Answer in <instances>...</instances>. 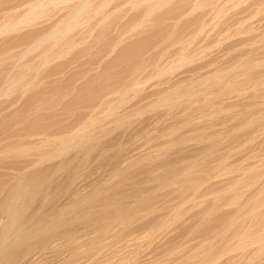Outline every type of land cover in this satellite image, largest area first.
I'll return each mask as SVG.
<instances>
[{
  "label": "rangeland",
  "instance_id": "rangeland-1",
  "mask_svg": "<svg viewBox=\"0 0 264 264\" xmlns=\"http://www.w3.org/2000/svg\"><path fill=\"white\" fill-rule=\"evenodd\" d=\"M45 1H47V2H45ZM51 1L52 2H50V0H49V2H50L49 3L48 0H25V1L24 0H18V1L17 0H14V1L13 0H5V1L0 0V56L2 54V57H3V58L0 57V90H1L0 91V129L3 126V128L0 130V146L2 145L0 148H6L7 145L11 146V147L9 146L8 148H12L13 146H18V144L21 145L23 142L25 144L28 142L29 143L37 142L40 139L32 140L31 138L28 137V139L24 138V140H23L22 137L20 136L22 134L23 130H27L31 127H34L35 125L39 126L41 124V125L51 126L52 128H54L53 131L56 129L58 130V131L57 130L55 131V132H58V133H55V134H57V136H58V134L60 136V134H62V133L64 136H66V135L69 136V135H71L72 132H73L72 134H74V132H76L75 131L76 129L74 130L73 128H75V127L77 129H78V127L81 128L83 126V124L86 122L85 123L86 126L84 125V127L87 128L89 126L87 128L88 130L86 128L83 129V127H82L83 130L86 129L85 131H87V132H84L88 136L87 137L86 134H84V136L86 137L85 140H86V142L88 140L87 143L94 144L92 146H94V148H96V150L90 154V150L92 148L88 150L87 147L90 144H86L85 140L83 141L84 137H81L82 141H83V144H81V146L86 144L85 147L87 149H85L84 146L79 147L80 146V143H79V146L75 147L76 150H72V149H75L73 147L76 145V143L81 141L80 137L74 139V141H72L73 143L70 142V143H72V145L75 144L71 148H70V146L68 147L70 150H72L71 154L65 153L64 155L66 156V158L63 155L64 158L67 159V161H68L67 165H65V166H67V168H69V171L67 169L66 173H64L65 172L64 169H66V168H64L62 170L59 169L61 171V173L64 170L63 174L62 175L60 173L57 174L59 171V170L58 171L56 170L58 168L57 164L60 165V163L59 162L55 163L56 165L55 164L54 165L56 166L55 167L56 169L54 168V165H53V171H52V175H51V179H50V181L51 182L53 181V183L49 182L48 185L49 184L50 185L49 186L47 185L48 188L50 187L49 193L51 192L50 194L52 196H54V199H55L54 204L51 207L45 205V207L47 208L46 209V208H44V206H42V204L40 202L35 203V201H34V203L32 202V204L29 201H27L28 203L25 202V204L23 205V207H25V208L21 209L20 214L21 215L23 214L22 217L25 216L23 218V220H24L23 226L24 225H26V226L15 227L14 231H12L9 234L8 239L6 241H4L3 244L0 243V245H4L2 247L0 246L1 247L0 249H2L0 251L1 252L0 253V264H4L5 259L14 253L15 249L17 248V246H16L17 244H15V243L18 239H23V237H24L25 238L24 240L26 241V239L29 237V235L32 234L31 232L35 231V228H36L35 225L37 222H39V220H41L43 218L42 222L47 227L50 225L51 222L53 223V222L59 220L60 218H64L66 221L69 220L70 221L69 223H71V220L74 218V216L77 217V211H78L79 206H81V203L83 201L82 198L84 199V198H88V197L92 196L94 191H98V188H99V190H102L103 186L106 187V188H103V190L108 191V192L111 191L113 188L114 189L116 188V187H113V188L110 187L109 184H110V181L112 180V178L115 179V175H118V172L121 169V167L123 166V164H125L127 162H128L127 164H129L130 161H131L130 163H133L134 162L133 159L135 157H138L139 156L138 154L146 152L148 149L149 150H155V149H161V147L162 148H167L169 146L171 147V145L173 144V139L177 135L181 134V136L186 135L187 137L192 135L193 131H192L191 127H189L190 130H189V128L185 127V128H183L185 132L182 131L183 129L181 128L182 130H180V132L179 131L176 132L177 135L175 133L176 136H171V134H173V132L170 133L171 132V130H169L171 127L170 124L164 122L161 119H153L152 118L153 114L150 115V113L153 111V107H151L150 105L153 106L155 103H157L158 96H159V98H161L160 94L163 96L164 95L167 96V94H171L172 93L171 91H173L174 87L170 89V88H168V86L167 87L163 86L164 88H162L160 86L162 89L159 87L160 91L158 89L159 92H156V93L154 92L155 90L151 89V90H149L150 93L146 91L149 95L145 92L142 94L143 98H142L141 94L138 95L139 97L138 96L132 97V95H130V92L127 91L129 89L130 85H133L138 81H140V82L141 81L144 82V80L147 81L148 80L147 78L151 77L149 75H151L153 73L152 71H154V67L157 68L156 66L159 64V63H156L158 58H160V59H158V62L160 61V63H161V64H159V67H162L163 65L166 66L167 63L169 64L172 61H173L172 62L173 64L176 62L178 63L179 62V59H178L179 55L177 52H179V54H180L182 52V51H180V47L185 46V44H187L184 48L185 52L183 51L184 53L183 52L182 53L188 55V53L190 52L187 57L191 58V56H192V58H195V57L197 58L198 61L197 60L196 61L198 62V64H197V62L196 63L193 62L192 63L193 66L191 64L186 66L185 67L186 69L184 68L185 70L184 71L182 70L183 75L179 73L180 77L179 76L178 77L180 78V80H176L177 79L176 78L175 80L177 82L175 81V83H176L175 85L173 83L174 81L172 82L173 83L172 85H174V86H176L178 84L177 87H181L182 85L185 87V85L188 86V85L196 84L197 81L201 80V77H202L201 73L203 71L206 72V69H209L208 71L211 70V72H213V73L216 72V70H221L220 71L221 73L223 71L225 72L227 69H230L231 67L234 66L233 63L236 60H241V62H243L245 59H247L246 56L248 57L251 55L250 53L252 52L253 47H255V49H253V53L251 55L253 57L252 60L255 57H256L255 59L257 60V58H258V60L257 61L253 60L252 62H254L256 65L264 59V58L262 59V57L264 55V52H263V49H264V45H263V43H264V0H248V1L247 0H241V1L240 0L239 1L238 0L237 1L236 0H215L216 2L214 0L213 1L212 0H207V1L201 0L202 2H204V4L201 6V8H200V6L198 8L196 6L197 2L200 0H197V1L196 0H189V1L188 0H174L173 2L169 3V5H168V3H166V6L164 4L162 10L164 9V11L166 13H164V11H163L160 14L161 16L158 14L155 17L153 16L149 19L147 17H145L144 11L146 9V4L142 3L141 0H110V1L109 0L108 1L107 0H97V1L95 0L94 8H95V6L98 8L99 6H102V4L104 2H106V3H104V6L107 9H105L104 15H101V17L99 15L96 19L94 18L93 21L90 22L91 24L88 23L90 25H85L86 23L84 24L85 25L84 29L82 27V31H79V32L84 33V35L82 33V37L79 36L80 33H78V32L74 34L76 36V38H78L79 40L78 39L76 40L74 38L75 36L73 35V37H72V35H71V38L73 40L74 39L76 40V41L74 40V42L76 44L78 43V45H79V48H77V50L71 51L72 53L66 52V48L64 47L65 45L64 46L58 45L60 47L59 48L53 42H50V43L45 42L47 44L43 43L41 46H38V48L33 50L31 53L29 52L30 54H27V53L25 54V51L28 50L29 46H30L29 48H31L35 44V42H37L43 36H45L47 33H49L60 22L59 20H62L67 14V9H66L67 6H65V3H70L71 0H62V1L61 0H51ZM57 1L58 2L60 1V3H59L60 6H59ZM64 1H66V2L64 3ZM208 1H209V3H208ZM233 1H234V5H233ZM62 3H63V5H62ZM96 3L98 6L96 5ZM211 3H212V5H211ZM217 3H218V6H217ZM230 3H231V5H230ZM107 4H108V6H107ZM182 4H183V6H182ZM209 4H210V6H209ZM56 5H58V6H56ZM35 6L36 7L37 6L38 7L45 6L46 8L45 7L43 8L44 13H42L43 11H41V12L38 11L39 17H38V19H36V21L33 20L34 23H32V22H31V24L25 23L24 25H22L21 23H17V21L19 22V21H21V19H22L21 22H24L27 20L30 21V19H27V17L31 18L30 15L33 14V12L36 8ZM61 6H63L64 8L62 9ZM203 6H205V8ZM208 6H209V8H208ZM221 6L222 7L224 6L225 8L223 7L224 8L223 9ZM230 6H232L231 9H230ZM168 7H169V9H168ZM194 8H196V9H194ZM45 9H47V10L45 11ZM64 9H66V11H64ZM173 9H176V10L174 12H171ZM178 11H179V13H178ZM222 11L224 12V15H223V13H220ZM230 11L231 12L233 11V12L230 13ZM48 12H49V14L52 13V17H50L51 15L49 16L51 18V19H49L50 21L49 20L47 21ZM112 12L115 14L119 13L118 15L120 17H118V20H116V18H115L116 16ZM167 12H168V14H167ZM227 12H229V13H227ZM162 13H164V14H162ZM226 13H227V15H226ZM45 14H46V16L44 17L45 19H43V16ZM165 14H167V15L163 16ZM188 14H190V15H188ZM24 15H25V17H24ZM207 15H208V17H207ZM222 15H223V17H220ZM214 16L219 17L220 19L215 18ZM107 18H110V19H107ZM183 18H184V20H183ZM223 18L225 19V22H224ZM221 19H223V20L221 21ZM37 20H39V21H37ZM105 20H108V21H105ZM94 21H95V23H94ZM100 21H102L103 24H101ZM217 22H219L218 26L216 25ZM98 23H99V25H96ZM221 24H223V26ZM9 25L17 26L18 31L13 32V34L5 32V30H3V29H5ZM21 25L23 26L24 29H22V27H20ZM215 25H216V28H213V27H215ZM86 26H88V27H86ZM204 26L207 28V30L204 28ZM134 27H136V28H134ZM50 28H51V30H50ZM239 28H240V30H239ZM203 29H205L206 31H203ZM209 29H215V31H213V33L215 32L214 33L215 35L212 32H211V34L208 33V32H210ZM131 31H133V32H131ZM89 32H90V34H89ZM200 32L203 35L206 33V35L202 36L200 34ZM198 33H199V36H198ZM208 34H210V35H208ZM220 34H221V36L224 35L223 36L224 40L222 39ZM171 36H172V38H171ZM195 36L199 39V40H196V42L192 41L196 38ZM200 36H202V39ZM206 36L209 37L210 40ZM212 36H213V38H212ZM219 36L221 38H219ZM24 37H25V39H24ZM176 37L177 38L179 37L180 43L183 41V43H181L182 44L181 46L178 45L180 43H174V41L177 39ZM224 37H226L228 40L230 39L229 42ZM204 39H205L206 43H203ZM218 39L219 40L222 39V40L220 42H218L219 41ZM82 40H83V42H82ZM225 40L227 41V43L225 42ZM189 41H190V43H188ZM222 41H224L225 43L224 42L221 43ZM191 42L192 43L194 42V43L192 44ZM216 42H218V45H220V44H222V45L217 46ZM31 44H33V45L31 46ZM196 44H198V46ZM204 44L207 45V46H205V48H206L205 52L208 49L213 51V52H211L208 50L207 51L208 53L207 52L205 53L207 56H204V57H206L207 59L203 57V55H204L203 50L205 49L203 47ZM176 46H178L177 52L175 50L177 48ZM189 46L190 47L193 46V47L189 48ZM207 47H208V49H207ZM209 47H211V48H209ZM257 47H259V48H257ZM261 47L263 49H261ZM198 48H199V51H198ZM238 48L244 49V50L241 51V50H238ZM123 49H124V51H123ZM185 49H187V50H185ZM235 49L238 50L236 54H235V52H236ZM194 50L196 51V52H194L195 57L193 55V52H191ZM200 50L202 51L201 52L202 54L200 53ZM257 50H262L263 54L261 51L257 52ZM46 51H48V53ZM59 51H62V52L64 51L66 53V56L64 53L62 57L57 58L55 56V54L58 53ZM174 51H175V53H174ZM7 52L8 53L11 52V54L13 53L12 56H9V54ZM53 52H54V55H53ZM186 52H188V53H186ZM238 52H239V54H238ZM259 52H261V53H259ZM22 53H24V55H26V57L24 55H22L24 58L19 56ZM197 53L201 54L202 59L198 58L200 54L198 55ZM231 53H233V54H231ZM256 53H259L258 56ZM3 54L6 56L8 54L7 59H5L6 56H4ZM164 54H166V56L169 55L170 57L169 56L166 57ZM175 54H177V55H175ZM208 54H209V56H208ZM237 54H238V56H236ZM261 54H262V57H261ZM44 55H46L45 56L46 59H49L50 55H52L51 60H49V62L45 63L46 62L45 59H43L44 61L42 60V58H44L43 57ZM15 56H17V57H15ZM175 56L178 58H175ZM11 57H13V58H11ZM172 57L175 58L177 61H175V59H173ZM19 58H21V59H19ZM161 58H163L165 60L167 58L168 60H166V61H168V62H166L165 60H163ZM169 58L171 59L170 61H169ZM243 58H245V59H243ZM3 59H4V61H3ZM26 59H28V60H26ZM153 60H154V62L155 61L156 62L154 63ZM199 60L201 61V63ZM205 60L207 61L206 63L209 64L208 66H207V64H205ZM164 62L166 64H164ZM236 62H238V64L236 63L235 65L240 64V61H236ZM252 62H251V64L253 65L254 63H252ZM68 63H70V64H68ZM172 63L169 65H173ZM151 64H154V65H151ZM155 64H156V66H155ZM143 65L145 66V68L143 67ZM169 65H167V66H169ZM201 65H203V66H201ZM255 65H253V66H255ZM59 66H60V68H59ZM189 66H190L191 71L188 68ZM194 66L196 69L194 68ZM196 66L200 67V68H198L199 70L197 69ZM205 66H206L205 70L200 71V69L202 67H205ZM209 66H211V69ZM137 67H139L140 69H138ZM207 67H209V68H207ZM221 67L225 70H223ZM141 68H143L142 69L143 71L140 72ZM135 69H137V70H135ZM144 69H146V70L144 71ZM148 69L151 72L148 71ZM213 69L215 71H213ZM186 70L188 73L186 72ZM22 71H24V74ZM55 71H57L58 73L57 72L55 73ZM136 71L139 73H137ZM52 72H53V74H52ZM133 72H135V75L137 74L138 77H137V75L135 76ZM142 72L147 73V74H144ZM27 73H32L29 75V76H31L30 79L27 78L28 77ZM199 73H200V75H199ZM139 74L140 75L144 74L146 76V79H144L145 78L144 75L139 76ZM23 75H25V76H23ZM132 75L136 77V78L134 77V79H137V81L132 79L133 78ZM17 76L19 77V79H17L18 81L20 80V77L21 78L23 77L22 78L23 79V86H24L25 82H28L26 84V86H24L25 89L21 85H19V83L22 84L21 83L22 79L20 80V82L17 81L18 84L16 83V78H18ZM25 77H26V79H29L33 83L29 82V80H26ZM139 77H142V78L144 77V78H143V80H142V78L140 80ZM24 79H25V81H24ZM129 80H131L132 82ZM14 81H15V86L13 85ZM178 81L181 84H179ZM193 81H194V83H192ZM29 83H30V85H29ZM126 83H128V84H126ZM31 84H33V85H31ZM18 85L21 86V88ZM28 85L32 86V87H30L31 89L30 88L28 89V87H29ZM126 85H129V87ZM10 86H12V87H10ZM13 86H14V90L12 89ZM26 87H27V89H26ZM124 87L127 89L124 90L123 89ZM168 89H170L171 93L167 92ZM9 90L12 92H9ZM25 90H27V91H25ZM161 90H163L165 92H163ZM6 91H8L9 93H7ZM122 91L125 92V93L123 92L124 95L120 94V93H122ZM145 94H146V96H149L150 98L149 97L147 98L145 96ZM157 94H158V96H157ZM112 96H114V98ZM124 96H126L127 100ZM124 98H125V101H124ZM133 99H134V101H132ZM135 99H137V100H135ZM128 101H130V102L128 103ZM120 102H122V103L125 102V106L127 105L129 108H126L127 106L125 108L124 107L120 108V106H121ZM130 103H131V105H130ZM113 106H117V107H115V109H116L115 112H118V113H115V114H119V115H116V117H119L121 119L120 116H123L124 118L130 116V117L126 118V122L128 121L129 123L130 122L135 123V125H133V129L131 128V129L127 130L126 134H125V131L124 132L119 131L120 128L121 129L123 128L122 125L125 123V119L124 120L122 119V121L118 122V118H116V117L114 118V115L112 116L113 118L111 116L104 118V116H105L104 114L106 112L108 113V111H109L108 109H110ZM120 109H122V110H120ZM138 110L141 113H139ZM122 111H124V112H122ZM125 111H126V114H124ZM148 112H150V113H148ZM147 114H148V117L150 115L151 118L148 119V118L143 117V116L147 117ZM178 114H179V116H178ZM180 116H181L180 113H177L175 115V117L177 118L176 119L177 121H180ZM94 117L97 121L98 127L95 126L96 124L91 125L93 120L95 122ZM101 117H103L104 119ZM139 117H142L143 119L145 118L144 122H146V123L143 122L142 124H136ZM111 118H112V120H111ZM135 118L137 121L135 120ZM107 119H109V120H107ZM115 120H116V122H115ZM134 120H135V122H134ZM100 121H102V122L100 123ZM114 122H115V124H113ZM121 122H123V124H120ZM42 123H44V124H42ZM158 125L160 128L158 127ZM182 125H183V123L178 124V127H181ZM80 128L77 131H79ZM113 128L115 131L113 130ZM118 128H119V130H118ZM89 129H91V131ZM65 133H67V134H65ZM169 133H170V135H169ZM189 133H190V135H189ZM63 135H61V136H63ZM18 137H20L23 142ZM2 138H4V139H2ZM93 139H94V141H93ZM53 140H54V138H53ZM53 140L51 142V139H50V141H49V142H51L50 144L48 142V144L50 146H51V144L55 143L54 141H56V140H54V141ZM95 141L99 142V143H95ZM165 141H166V143H165ZM194 141L195 140H191L189 143H187L188 147L189 148L191 147L190 149L187 147V145H185L187 152L184 155L181 154L179 160H182V158L185 159L186 156H187V158H189V160L195 159L196 153L192 152V151H196L197 150L196 147L200 149L202 145L200 146V143L197 142L198 144H196ZM10 142L12 144H10ZM192 143H193V145H192ZM95 144L97 147L95 146ZM263 144L264 143H262L260 148L258 149L259 151L258 150L255 151L253 154L250 155V157L252 155L253 156L258 155V152H259V155H263L264 154L263 153L264 152V145ZM3 145H4V147H3ZM49 145H46V147ZM55 145H57V144L55 143ZM55 145H53V146H55ZM153 145L158 147V148L154 147ZM163 145H164V147H163ZM262 145H263V147H262ZM92 146H90V147H92ZM46 147H44L45 151L48 149ZM78 148H83L82 149L83 151H81V149L78 150ZM52 150H53L52 147H50L47 150V152L48 151L51 152ZM84 150L86 153L84 152ZM188 150H190V151L188 152ZM73 151H75V152L73 153ZM197 151H199V150H197ZM78 153L80 154V156ZM67 155H69V157ZM74 155H76V156H74ZM73 156L77 157V158H74ZM69 158H71V159H69ZM72 158H73V161H71ZM174 158L169 159L168 162L164 164V168H163L164 170L162 169L164 171L163 174H166V173L169 174L170 172H173L176 170H178V172H179V170L183 167L184 163L182 161H180L178 163V168H175L176 169L175 170L173 167L178 162L177 161L178 159L176 160ZM65 159H64V161H66ZM69 162H70V165H68ZM242 162L243 161H239V162H235V163L231 164V166H229L230 168L228 167L229 169H227V170H230V169H232L230 171L235 170L237 168V165H235V164L236 163L242 164ZM17 164L19 165L18 162H17ZM241 164H239L238 166H240ZM232 165H233V167H232ZM234 166H236V168ZM17 167H19V166H17ZM7 170L10 171V169H7V166H6V168H5V166L1 167L0 189L3 187L4 188L0 190V192L2 191V193H0L1 194L0 197H3L4 196L3 193H6L7 190L9 191V189L13 186L12 183L14 181H16L15 179H17V176H18L17 171L11 173V172H7ZM13 171H14V169H13ZM54 171L57 173H55ZM113 173H115V174H113ZM140 174L136 175L137 176L135 178L136 181L133 185L131 184V186L126 187L127 190H128V188L130 189V190H128L129 192H127L126 189L125 190L124 189H120V190L115 189V191L113 189L112 192H113L114 198L116 200L118 199V202L121 203L122 205H126L128 207L130 205L131 206L130 208H132L135 206V205L133 206V204H135L137 199H139V197H140L138 195V194H140L139 193L140 190H142V188H143L146 191V189H147L148 191H146V193L148 192V196L146 193L144 195L147 198L150 197L151 199L150 198L149 199L151 202L153 200L152 205L153 204L155 205V206L153 205V209L154 210L156 209L155 210L156 212H154L156 215L153 213L154 215L150 216L151 217V218H149L150 222H149V219L147 218L146 219L147 223H146V221L145 222L143 221L144 222V223L142 222L143 224L140 222H139L140 224L135 222V225H134L133 220L134 219L136 220V217H135L136 215L131 214L130 215L131 217L129 219L130 222H131V219H133L135 217L132 220L133 223L131 222L133 224L132 228L130 227L131 229L124 230L118 236V239L112 240L111 244L113 246L111 245L112 248H110L108 255L105 256L107 258L108 257L109 258L112 257V258L107 259L104 257V260L101 261L102 263L99 261L98 264H108V263L111 264V262L114 264H117L118 262H122V261H123L122 263H129V264H134V263L135 264H175V263L176 264H210L212 259L209 260L208 258H210L211 256H214L213 254H215V256H216V257L214 256V258L212 260L213 264H233V263L234 264H264V263H262V262H264V233H263L264 232V226H263L264 225V215H263L264 213H262V212H264L263 211L264 207H263V210H261V209L257 210L258 213H256V211H255V213H256L255 215L257 217L254 215H252V216H254L255 218H252L251 216H249V220H246V222H244V223L239 222L238 219H236L238 215L235 214V213L245 209L244 208L245 206L247 208L248 204L252 203L253 199L256 198L255 195H254V197L252 196V198H253V199L251 198L252 200L248 199L250 202H248V200H246V199L242 200L243 198H241V197L239 198L240 199L239 200L237 197L230 195L228 192L230 190V188L232 187V184H229V185L217 184V185H214L215 187L212 186L209 188L211 191L209 190L208 193L206 192V194L204 195L205 197L198 199L197 203L199 201L200 202L197 205V207H192V206L190 207V201L189 200L191 199V196L190 197L187 196L188 198H184V199L180 198L181 199L180 200L179 196L176 194L175 190H172V189L167 188V187H164L162 190V187L160 189V187H158V186L156 187V185H154V184H152L153 186H150V183L146 182V181H148V178L145 177L147 175H145L143 173H140ZM53 175H55V176H53ZM57 175H59V176L61 175V176L59 177ZM56 176H57V178H54ZM144 178L146 181L144 180ZM8 179H9V181H8ZM73 181H75V182H73ZM141 181H143V182L141 183ZM8 182L10 184L9 186H7ZM70 182L72 185H70ZM105 182L108 184L109 187L107 186V184L106 185L104 184ZM53 184L54 185L56 184L55 187H53L54 186ZM58 185L61 186L62 188H59ZM101 185H103V186L101 187ZM143 186H145L146 188ZM56 187L59 189H57ZM130 187L132 188V190ZM137 187H139V188H137ZM216 187L219 188V190ZM222 187H224V188L226 187L225 189L227 191L224 188L222 189ZM214 188H216V189L214 190ZM4 190H6V191H4ZM59 190L60 191L62 190V191L60 192ZM123 190H124V192H122ZM220 190H225V191L223 192ZM130 191H131V193H130ZM53 192H55V193H53ZM114 192H116V193H114ZM157 192L158 193L160 192V193L158 194ZM118 193H120V194H118ZM128 193L130 195H128ZM135 193H136V197H135ZM150 193H152L153 195ZM222 193L224 195H226L229 199L226 196L225 197L227 199H224L225 197H224V195H222ZM123 194H126V195H123ZM207 194L208 195L210 194L209 198L215 197L214 198L215 200L211 201V203L210 202L205 203L204 200H205L206 196L208 197ZM118 195H120V196H118ZM122 195H123V197H122ZM221 195L223 197L222 202H221L222 204L221 203L218 204V205H222V206H220L221 210H220V208L217 209L218 211L216 212V214H213V216H211L212 219H211V217H210V219H209V217L207 218V216H209V214H210V211L214 210V205L218 203V202H216V199L221 197ZM58 197H59V199H58ZM121 197H122V199H121ZM233 198H235V199H233ZM187 200L189 202L188 204H187ZM241 200H242V202H241ZM154 201H155V203H154ZM165 201H166V203H165ZM223 201H225V202H223ZM213 202H214V205H213ZM226 202H227V204H226ZM29 204L32 205L33 212L31 209L32 207L30 208L31 205H29ZM36 204H37V206H36ZM39 204L41 205V207ZM71 204L76 205V206L72 205L74 208L76 207L75 208L76 211L73 209ZM236 204H237V206H236ZM244 204H245V206H244ZM156 205L158 207H156ZM217 206L215 205V208H217ZM227 206H229V207H227ZM238 206L239 207L241 206L242 210ZM56 207H57V209H56ZM236 207H237V209H236ZM26 208H28V209H26ZM52 208H55V209H53V211L49 210ZM131 210H129V211H131ZM235 210H237V211H235ZM233 211H234V213H233ZM145 213L146 212H144L143 214H145ZM206 213H207V216H206ZM259 213H260V215H259ZM24 214H26V215H24ZM191 214H193V215H191ZM203 215L206 216V219L208 220L207 221L205 219V221H206L205 224H204V222H202V220L205 218ZM258 216H260V217H258ZM230 217L232 220H234V223L236 222L235 223L236 225H240V226L238 227V226L234 225V223L232 226V221H226V219L229 220ZM250 217L252 218V220H250ZM27 219L30 223L27 221ZM74 219L72 221L76 222ZM235 219L238 221V223ZM156 220H157V222H156ZM223 220L226 222L224 223ZM6 221H7V218L3 214H1V212H0V227L2 226L1 224H5ZM153 221L155 224L159 223V225L155 226ZM209 221H211V222H209ZM78 222L79 221H77V223ZM151 222L153 223L152 225L150 224ZM208 222H209V224H207ZM163 223H165V224H163ZM226 223H228V224L226 225ZM148 224H149V226H148ZM229 224H231L230 225L231 229L235 226V229H234L235 233H234L233 229L232 230L230 229ZM150 225H151V228L154 227L152 230L147 228V227H150ZM163 225H164L165 229L167 228L166 226H169L167 228V231L164 229ZM78 226L76 227V228H78L77 230L82 231L84 226H82L80 224H78ZM145 226H147V227H145ZM222 226L223 227L226 226V227L223 228ZM160 227H162L163 229H159ZM237 227L239 230L237 229ZM67 228H68V226H67ZM225 228H228L229 231H227ZM240 228L241 229L243 228V230H241ZM254 229L256 231H254ZM16 230H17V232H16ZM155 230L156 231L160 230L161 232L165 231V234L163 232H162L163 234L161 232H156ZM150 231L153 234L156 233L157 238L154 237L155 238V239L153 238L154 240L147 242L148 246L145 244V245H143L144 247H140L142 249H140V248H139L140 250L136 249L139 254L136 252V250H134L135 252H133V251L125 248L124 244H125L126 240L129 239V237L131 238L133 236L134 237L139 236V238L144 240L145 237L149 238L150 236H154L153 234H150ZM154 231H155V233H154ZM130 232H131V235H133V236L130 235ZM140 232H141V234H140ZM246 232H248V233L245 236ZM147 233L150 235H148ZM220 233H221V235H220ZM238 233L240 234V238L237 239V237H239ZM249 233L251 235H249ZM261 233H262V235H261ZM24 234L27 236V238ZM192 234H193V236H192ZM235 234H237V235H235ZM140 235H142V237L144 239ZM158 235H161L162 237L158 236ZM163 235H165V236H163ZM244 236L246 238L248 237L247 239L249 241H247V239H245ZM261 236H262V238H261ZM224 237L226 240L224 239ZM249 237H251V238H249ZM234 238H236V239H234ZM252 238H253V240H252ZM254 238H256V239H254ZM218 239H220V240H218ZM250 239L252 241H250ZM115 240H116V242H115ZM142 240H140V241H142ZM245 240L247 242H250V243H244L243 241H245ZM261 240L263 243H261ZM20 242L22 243V241H20ZM222 242H223V244H221ZM11 243H12V245H11ZM242 243H244V245ZM253 243H255V245H253ZM224 244H225V246H224ZM247 244H252V245H251V247H250V245L248 247ZM119 245H120L121 249H118ZM150 245H152V246H150ZM212 245L215 248H213ZM228 245H230V246H228ZM231 245H233V246H231ZM115 246L118 248H116ZM210 246L212 249L209 248ZM235 246H236V249H235ZM237 246H238V249H237ZM14 247H15V249H14ZM244 247L247 249H245ZM203 248L204 249L206 248V249L204 250ZM240 248H241V250H240ZM3 249H5V250H3ZM115 249H117L118 251L117 250L115 251ZM143 249L145 250V252L143 251ZM213 249L214 250L216 249L214 251L215 253L214 252L212 253ZM229 249H231V250H229ZM206 250L208 252H210L211 254H209L208 252H207L208 253L207 254ZM233 250H235L234 253H233ZM236 250H237V252H236ZM244 250H245V252H244ZM63 251H64V249H63ZM129 251H131V253ZM201 251H203V253L205 252L206 254L205 253L203 254ZM218 251H220V253H222V254H220ZM127 252H129V253H127ZM142 252H143V254H142ZM73 253H74L73 248H67V249H65L64 252L61 251L59 253V258L56 257L57 259L56 258L51 259L52 262H51V260H49L50 261L49 264H51V263L55 264V262H53V261L57 262L58 259L60 260V259L64 258L62 256H65V257L71 256V255H73ZM176 253H177V255H176ZM230 253L232 255H230ZM224 254L225 255L228 254V255L225 256ZM60 255H61V257H60ZM203 255H207L208 258L206 256H203ZM5 256H6V258H4ZM131 257H133V258H131ZM2 258H4V261H2ZM80 259H82V258H80ZM200 259H202V260H200ZM182 260H184V261H182ZM128 261H130V262H128Z\"/></svg>",
  "mask_w": 264,
  "mask_h": 264
},
{
  "label": "bare ground",
  "instance_id": "bare-ground-1",
  "mask_svg": "<svg viewBox=\"0 0 264 264\" xmlns=\"http://www.w3.org/2000/svg\"><path fill=\"white\" fill-rule=\"evenodd\" d=\"M5 1V0H4ZM14 1V0H13ZM18 1V0H17ZM25 1V0H24ZM62 1V0H61ZM97 1V0H96ZM108 1V0H107ZM110 1V0H109ZM174 0H141V2L142 3H145L146 4V9H145V17H147L148 19L149 18H151V17H155L156 15H160L161 14V12H163L164 11V9L162 10V8H163V6H164V4H165V6H166V3H168V5H169V3H171V2H173ZM189 1V0H188ZM197 1V0H196ZM207 1V0H206ZM213 1V0H212ZM215 1V0H214ZM237 1V0H236ZM239 1V0H238ZM241 1V0H240ZM248 1V0H247ZM38 2V1H37ZM45 2H47V1H45ZM48 2H49V0H48ZM50 2H52L51 0H50ZM49 2V3H50ZM58 2V1H57ZM66 1H64V3H65ZM216 2V1H215ZM220 2V1H219ZM223 2V1H222ZM41 3V2H40ZM54 3V2H53ZM60 3V1L58 2V4ZM94 3H95V0H71L70 1V3H65V6H67V14H66V16L62 19V20H59L60 22L56 25L55 23V27L51 30V28H50V32L49 33H47L45 36H43L40 40H38L37 42H35V44L33 45V44H31V48H29L28 47V50L27 51H25V54L27 53V54H30L33 50H35V49H37L38 48V46H41L43 43H45V42H53L56 46H58V45H65L64 47L66 48V52H71V51H75V50H77V48H79V45H78V43L76 44L75 42H74V40L76 39H78V38H76V36L74 35L75 33H80L79 34V36L80 37H82V33L83 32H79V31H82V27H83V29H84V26L85 25H90L91 23V21H93V19L95 18H97L99 15H100V17H101V15H104V13H105V9H107V8H105V6H104V3H106V2H104L103 4H102V6H99L98 8L95 6V8H94ZM100 3V2H99ZM108 3V2H107ZM175 3V2H174ZM208 3H209V1H208ZM224 3V2H223ZM238 3V2H237ZM47 4V3H46ZM57 4V3H56ZM204 4V2H202L201 0L200 1H198L197 2V8L200 6V8H201V6ZM214 4V3H213ZM228 4V3H227ZM245 4V3H244ZM42 5V4H41ZM40 5V6H41ZM44 5V4H43ZM62 5H63V3H62ZM96 5H97V3H96ZM100 5V4H99ZM173 5V4H172ZM178 5V4H177ZM206 5V4H205ZM211 5H212V3H211ZM230 5H231V3H230ZM233 5H234V1H233ZM232 5V6H233ZM258 5V4H257ZM50 6V5H49ZM55 6V5H54ZM53 6V7H54ZM56 6H58V5H56ZM59 6H60V4H59ZM98 6V5H97ZM107 6H108V4H107ZM179 6V5H178ZM182 6H183V4H182ZM207 6V5H206ZM209 6H210V4H209ZM209 6H208V8H209ZM217 6H218V3H217ZM232 6H230V9L232 8ZM238 6V5H237ZM36 7V6H35ZM45 6H43V7H36L35 8V10H34V12H33V14H31L30 16H31V18H29V17H27V19H30V21L29 20H27V21H24V22H21L22 21V19H21V21H17V23H21L22 25H24L25 23L26 24H28V23H30L31 24V22L32 23H34V21L33 20H35L36 21V19H38V17H39V14H38V11L39 12H41V11H43ZM62 7V9L64 8L63 6H61ZM171 7V6H170ZM175 7V6H174ZM177 7V6H176ZM204 8H205V6H203ZM213 7V6H212ZM211 7V8H212ZM222 7V6H221ZM220 7V8H221ZM224 7V6H223ZM222 7V8H223ZM46 8V7H45ZM49 8V7H48ZM60 8V7H59ZM189 8V7H188ZM187 8V9H188ZM199 8V9H200ZM207 8V7H206ZM225 8V7H224ZM223 8V9H224ZM30 9V8H29ZM57 9V8H56ZM55 9V10H56ZM66 9H64V11H66ZM166 9V8H165ZM168 9H169V7H168ZM194 9H196V8H194ZM213 9V8H212ZM211 9V10H212ZM218 9V8H217ZM227 9V8H226ZM236 9V8H235ZM47 9H45V11H46ZM176 9H173L171 12H174ZM214 10V9H213ZM212 10V11H213ZM255 10V9H254ZM29 11V10H28ZM49 11V10H48ZM60 11V10H59ZM128 11V10H127ZM168 11V10H167ZM181 11V10H180ZM198 11V10H197ZM204 11V10H203ZM206 11V10H205ZM208 11V10H207ZM218 11V10H217ZM15 12V11H14ZM30 12V11H29ZM37 12V13H36ZM116 12V11H115ZM118 12V11H117ZM124 12V11H123ZM177 12V11H176ZM233 12V11H232ZM231 11H230V13H232ZM42 13H44V11L42 12ZM47 13V12H46ZM113 13V12H112ZM164 13H166L165 11H164ZM164 13H162V14H164ZM170 13V12H169ZM178 13H179V11H178ZM177 13V14H178ZM187 13V12H186ZM220 13H223V15H224V12L222 11V12H220ZM227 13H229V12H227ZM227 13H226V15H227ZM116 17V20H118V17H120L117 13V15L115 14V13H113ZM167 14H168V12H167ZM167 14H165V15H163V16H166ZM173 14V13H172ZM213 14V13H212ZM211 14V15H212ZM217 14V13H216ZM262 14V13H261ZM51 15V16H50ZM111 15V14H110ZM124 15V14H123ZM179 15V14H178ZM188 15H190V14H188ZM209 15V14H208ZM208 15H207V17H208ZM223 15L222 16H220V17H223ZM229 15V14H228ZM10 16V15H9ZM41 16V15H40ZM46 16V14L43 16V19H45L44 17ZM52 17V13H50L49 14V12H48V15H47V21L49 20V19H51L50 17ZM62 16V15H61ZM161 16V15H160ZM170 16V15H169ZM168 16V17H169ZM198 16V15H197ZM205 16V15H204ZM24 17H25V15H24ZM49 17V18H48ZM109 17V16H108ZM189 17V16H188ZM206 17V18H207ZM215 17V16H214ZM225 17V16H224ZM228 17V16H227ZM261 17V16H260ZM5 18V17H4ZM23 18V17H22ZM54 18V17H53ZM182 18V17H181ZM213 18V17H212ZM215 18H219V17H215ZM226 18V17H225ZM42 19V18H41ZM42 19V20H43ZM99 19V18H98ZM101 19V18H100ZM106 19V18H105ZM107 19H110V18H107ZM220 19V18H219ZM224 19V18H223ZM223 19H221V21L223 20ZM102 20V19H101ZM167 20V19H166ZM175 20V19H174ZM183 20H184V18H183ZM209 20V19H208ZM214 20V19H213ZM37 21H39V20H37ZM46 21V20H45ZM50 21V20H49ZM97 21V20H96ZM103 21V20H102ZM102 21H100L101 22V24H103V22ZM105 21H108V20H105ZM111 21V20H110ZM114 21V20H113ZM144 21V20H143ZM173 21V20H172ZM204 21V20H203ZM212 21V20H211ZM125 22V21H124ZM128 22V21H127ZM207 22V21H206ZM220 22V21H219ZM219 22H217L216 23V25L218 26V23ZM224 22H225V19H224ZM231 22V21H230ZM250 22V21H249ZM10 23V22H9ZM44 23V22H43ZM86 23V24H85ZM88 23H90V24H88ZM94 23H95V21H94ZM244 23V22H243ZM85 24V25H84ZM100 24V25H101ZM168 24V23H167ZM196 24V23H195ZM212 24V23H211ZM227 24V23H226ZM20 25V24H19ZM20 26V27H22V29H24L23 28V26ZM96 25H99V23L98 24H96ZM146 25V24H145ZM164 25V24H163ZM198 25V24H197ZM206 25V24H205ZM208 25V24H207ZM216 25H215V27H213V28H216ZM222 26H223V24H221ZM225 25V24H224ZM147 26V25H146ZM200 26V25H199ZM86 27H88V26H86ZM93 27V26H92ZM95 27V26H94ZM99 27V26H98ZM134 28H136V27H134ZM152 28V27H151ZM190 28V27H189ZM194 28V27H193ZM203 28V27H202ZM204 28L207 30V28L204 26ZM236 28V27H235ZM89 29V28H88ZM120 29V28H119ZM205 29H203V31H206ZM3 30H5V32H7V33H11V34H13V32H17L18 30H17V26H15V25H9V26H7L5 29H3ZM192 30V29H191ZM210 30V32H208V33H210L211 34V32L213 33V31H215V29H209ZM239 30H240V28H239ZM247 30V29H246ZM22 31V30H21ZM49 31V30H48ZM47 31V32H48ZM201 31V30H200ZM202 31V32H203ZM221 31V30H220ZM122 32V31H121ZM131 32H133V31H131ZM151 32V31H150ZM174 32V31H173ZM228 32V31H227ZM230 32V31H229ZM205 33V32H204ZM215 33V32H214ZM213 33V34H214ZM220 33V32H219ZM87 34V33H86ZM89 34H90V32H89ZM170 34V33H169ZM179 34V33H178ZM200 34H201V32H200ZM210 34H208V35H210ZM230 34V33H229ZM235 34V33H234ZM71 35H72V37H73V35L75 36L74 38V40L71 38ZM83 35H84V33H83ZM184 35V34H183ZM194 35V34H193ZM202 36H204V35H206V33L203 35V34H201ZM215 35V34H214ZM228 35V34H227ZM178 36V35H177ZM198 36H199V33H198ZM202 36H200L201 37V39H202ZM220 36H221V34H220ZM219 36V38H221L222 37V39H223V36H221L220 37ZM242 36V35H241ZM175 37V36H174ZM181 37V36H180ZM196 37V36H195ZM207 37V36H206ZM205 37V38H206ZM211 37V36H210ZM227 37V36H226ZM226 37H224V38H226ZM29 38V37H28ZM170 38V37H169ZM168 38V39H169ZM171 38H172V36H171ZM177 38V37H176ZM182 38V37H181ZM191 38V37H190ZM207 38H209V37H207ZM206 38V39H207ZM212 38H213V36H212ZM216 38V37H215ZM214 38V39H215ZM228 38V37H227ZM226 38V39H227ZM24 39H25V37H24ZM27 39V38H26ZM81 39V38H80ZM161 39V38H160ZM167 39V40H168ZM222 39H218L219 41L218 42H220ZM238 39V38H237ZM23 40V39H22ZM75 40V41H76ZM79 40V39H78ZM123 40V39H122ZM174 40V39H173ZM196 40H199L197 37L194 39V40H192V41H194V42H196ZM209 40H210V38H209ZM224 40V39H223ZM228 40V39H227ZM230 40V39H229ZM229 40H228V42H229ZM11 41V40H10ZM9 41V42H10ZM162 41V40H161ZM171 41V40H170ZM180 40H179V37L174 41V43H180L179 42ZM207 41V40H206ZM234 41V40H233ZM82 42H83V40H82ZM121 42V41H120ZM169 42V41H168ZM193 42V43H194ZM218 42H216L217 43V46H220V45H222V44H220V45H218ZM224 41H222L221 43H223ZM225 42L227 43V41L225 40ZM224 42V43H225ZM27 43V42H26ZM63 43V44H62ZM85 43V42H84ZM170 43V42H169ZM173 43V44H174ZM181 43H183V41L181 42ZM178 44V45H182V44ZM188 43H190V41L188 42ZM192 43V42H191ZM192 43V44H193ZM203 43H206L205 42V39H204V42ZM202 43V44H203ZM208 43V42H207ZM211 43V42H210ZM209 43V44H210ZM259 43V42H258ZM29 44V43H28ZM45 44H47V43H45ZM81 44V43H80ZM200 44V43H199ZM208 44V45H209ZM261 44V43H260ZM30 45V44H29ZM114 45V44H113ZM143 45V44H142ZM187 44H185V46H186ZM197 46H198V44H196ZM255 45V44H254ZM262 45V44H261ZM263 45H264V43H263ZM5 46V45H4ZM185 46H181L180 47V51H184V48H185ZM200 46V45H199ZM205 46H207V45H205L204 44V48H205ZM235 46V45H234ZM253 46V45H252ZM251 46V47H252ZM258 46V45H257ZM59 47V46H58ZM62 47V46H61ZM89 47V46H88ZM173 47V46H172ZM177 48L175 49L176 50V52H177V49H178V46H176ZM193 47V46H192ZM192 47H190L189 46V48H192ZM202 47V48H203ZM239 47V46H238ZM60 48V47H59ZM163 48V47H162ZM200 48V47H199ZM199 48H198V51H199ZM209 48H211V47H209ZM213 48V47H212ZM257 48H259V47H257ZM25 49V48H24ZM23 49V50H24ZM56 49V48H55ZM120 49V48H119ZM173 49V50H174ZM201 49V48H200ZM207 49H208V47H207ZM218 49V48H217ZM247 49V48H246ZM253 49H255V47H253L252 48V52L250 53L251 55H252V53H253ZM261 49H263L262 47H261ZM6 50V49H5ZM21 50V49H20ZM63 50V49H62ZM153 50V49H152ZM161 50V49H160ZM185 50H187V49H185ZM191 50V49H190ZM189 50V51H190ZM193 50V49H192ZM205 50H206V48L203 50L204 52H203V57L204 56H207L205 53L209 50H207L206 52H205ZM238 50H244V49H239L238 48ZM238 50H236L235 49V54L237 53V51ZM249 50V49H248ZM251 50V49H250ZM14 51V50H13ZM115 51V50H114ZM123 51H124V49H123ZM126 51V50H125ZM149 51V50H148ZM147 51V52H148ZM188 51V52H189ZM209 51H211V50H209ZM221 51V50H220ZM256 51V50H255ZM258 51H261L262 52V50H257V52ZM16 52V51H15ZM30 52V53H29ZM47 53H48V51H46ZM60 52V53H59ZM58 53H56L55 54V56L58 58V57H62L63 56V54L65 53L64 51L62 52V51H59ZM134 52V51H133ZM159 52V51H158ZM168 52V51H167ZM180 53L179 54V52H177L178 53V57H176L175 56V58H178L179 59V62L177 63H172L173 65H169V64H171V63H165L164 62V64H166V66H164L163 64V66L162 67H159V64H161L160 63V61L158 62V59H160V58H158L157 59V62L156 63H159L157 66H156V64H155V66L157 67V68H155L154 67V71H152L153 73L151 74V75H149V76H151V77H149V78H147L148 80L147 81H145L144 80V82L143 81H138V82H136L135 84H133V85H130V87H129V85H126V86H128L129 87V89L127 90L128 92H130V95H132V97L134 96H138V95H140L141 94V96H142V94L145 92V93H147V92H149V90H155L154 92L156 93V92H159L160 91V89H159V87L161 86L162 88H164L165 86L167 87L168 86V88H173V91H171L170 92V89H168L167 90V92L169 93H171V94H167V96L166 95H161L160 94V97L161 98H159V96H158V94H157V96H158V99H157V103H155L153 106L152 105H150L151 107H153V111L150 113V112H148V113H150V115L151 114H153L152 115V118L153 119H161V120H163L164 122H166V123H168V124H170V129L169 130H171V132L170 133H172L173 132V134H171V136H176L177 135V131H179L180 132V130H182L183 128H189V127H191V129H192V135L191 136H186L185 134V136H181V134L180 135H177L174 139H173V144L171 145V147L169 146V147H167V148H162L161 147V149H155V150H147L146 152H143V153H140V154H138L137 156L138 157H135L134 159H133V163H130L129 162V164H127V163H125V164H123V166L121 167V169L119 170V172H118V175H115V179H113L112 178V182L110 181V187H116L115 189H117V190H120V189H126L127 190V188L126 187H128V186H131V184L133 185L134 183H135V181H136V175L137 174H140V173H143V174H145V175H147V176H145V177H147L148 178V181H146L145 180V178H144V180L146 181V182H149L150 183V186H153L152 184H154V185H156V187L158 186V187H160V189H161V187H162V190H163V188L164 187H167V188H170V189H172V190H175V192H176V194L179 196V199L180 198H182V199H184V198H188L187 196H191V199L189 200L190 201V207L192 206V207H197V205L199 204V202L197 203V201H198V199H200V198H202V197H205L204 195L206 194V192L208 193L209 192V188L210 187H215L214 185H217V184H223V185H229V184H232V187L230 188V190L228 191L229 192V194L230 195H232V196H234V197H237L238 199L241 197V198H243L242 200H244V199H246V200H248V199H250V200H252L253 198H252V196L254 197V195L256 196V198L255 199H253V202L252 203H250V204H248V206H247V208H246V206H245V204H244V208L245 209H241V206L239 207L242 211H239V212H237V213H235L236 215H238L237 216V218L236 219H238V221L239 222H246V220H249V216H251L252 218H255L254 216H256L255 214L256 213H258V211L257 210H263V207H264V154L263 155H259V152H258V155H255V156H251L250 157V155L251 154H253L255 151H257L259 148H260V146H261V144L262 143H264V55H263V57H262V54H263V52H264V49H263V52H262V54H261V57H262V61L261 62H259L258 64H256L255 65V63L254 62H252L253 60H256L255 58L252 60V56L250 55V56H246V58L247 59H245V58H243V59H245L243 62H241V60H236V61H240V64L239 65H235L236 63L238 64V62H234L233 63V67H229L230 69H227L225 72L223 71L222 73L220 72L221 70H216V72H211V70L210 71H208L209 69H206V72H204L203 70H205V68H206V66L205 67H202L201 69H200V71H203L202 73H201V80H199V81H197V83L196 84H192V83H194V81L191 83L192 85H188V86H186L185 85V87L182 85L181 87H177L178 86V84L176 85V86H174L176 83H175V81L176 80H180V76H179V73L180 74H182L183 75V71L186 69L185 67L186 66H188V65H192V63L193 62H197L198 60H197V58L195 57V53L194 52H196L195 50L194 51H191V52H193V55H194V57L196 58H192V56H191V58L190 57H187L188 55H189V53L188 52H186V53H188V55H186V54H183V53ZM202 51L200 50V53H201ZM211 52H213V51H211ZM261 52H259V53H261ZM2 53V52H1ZM4 53V52H3ZM8 53V52H7ZM72 53V52H71ZM155 53V52H154ZM153 53V54H154ZM166 53V52H165ZM174 53H175V51H174ZM173 53V54H174ZM199 53V54H200ZM208 53V52H207ZM242 53V52H241ZM244 53V52H243ZM259 53H256L257 54V56H258V54ZM6 54V53H5ZM9 54V56H12V54H11V52L10 53H8ZM8 54H7V56L6 55H4V56H6V58L5 59H7V57H8ZM11 54V55H10ZM17 54V53H16ZM46 54V53H45ZM50 54V53H49ZM68 54V53H67ZM70 54V53H69ZM77 54V53H76ZM124 54V53H123ZM160 54V53H159ZM167 54V53H166ZM166 54H164L165 56H166ZM198 54V53H197ZM198 54V55H199ZM202 54V53H201ZM201 54L199 55V57L198 58H201ZM231 54H233V53H231ZM238 54H239V52H238ZM238 54L236 55V56H238ZM22 55H24V53H22L21 55H19V56H21L22 58H24ZM53 55H54V52H53ZM73 55V54H72ZM175 55H177V54H175ZM186 55V56H185ZM242 55V54H241ZM246 55V54H245ZM25 57H26V55H24ZM45 56L46 55H44L43 57L44 58H42V60L43 59H45V63H47V62H49V60H51V56L52 55H50V58L49 59H46L45 58ZM65 56H66V53H65ZM68 56V55H67ZM169 56V55H168ZM168 56H166V57H168ZM172 56V55H171ZM208 56H209V54H208ZM223 56V55H222ZM0 57H2V54H1V56ZM15 57H17V56H15ZM54 57V56H53ZM153 57V56H152ZM170 57V56H169ZM174 57V56H173ZM172 57V58H173ZM240 57V56H239ZM238 57V58H239ZM3 58V57H2ZM1 58V59H2ZM10 58V57H9ZM11 58H13V57H11ZM29 58V57H28ZM48 58V57H47ZM70 58V57H69ZM72 58V57H71ZM165 58V57H164ZM175 58H173V59H175ZM204 58H206V57H204ZM211 58V57H210ZM228 58V57H227ZM260 58V57H259ZM18 59V58H17ZM19 59H21V58H19ZM54 59V58H53ZM56 59V58H55ZM62 59V58H61ZM65 59V58H64ZM145 59V58H144ZM161 59H163V58H161ZM202 59V58H201ZM200 59V60H201ZM207 59V58H206ZM242 59V58H241ZM26 60H28V59H26ZM59 60V59H58ZM155 60V59H154ZM154 60H153V62H154ZM163 60H165V59H163ZM162 60V61H163ZM166 60H168L167 58H166ZM165 60V61H166ZM171 59L169 58V61H170ZM197 60V61H196ZM199 60V61H200ZM257 60H258V58H257ZM256 60V61H257ZM3 61H4V59H3ZM44 61V60H43ZM53 61V60H52ZM55 61V60H54ZM106 61V60H105ZM175 61H177L176 59H175ZM174 61V62H175ZM209 61V60H208ZM226 61V60H225ZM31 62V61H30ZM74 62V61H73ZM154 62V63H155ZM166 62H168V61H166ZM207 61L205 60V64H207V66L209 65L208 63H206ZM251 62L252 63H254L253 65H255V66H253L252 64H251ZM44 63V64H45ZM53 63V62H52ZM143 63V62H142ZM152 63V62H151ZM163 63V62H162ZM194 63V64H195ZM200 63H201V61H200ZM204 63V62H203ZM202 63V64H203ZM257 63V62H256ZM49 64V63H48ZM68 64H70V63H68ZM197 64H198V62H197ZM196 64V65H197ZM213 64V63H212ZM232 64V63H231ZM35 65V64H34ZM61 65V64H60ZM141 65V64H140ZM149 65V64H148ZM151 65H154V64H151ZM167 65H169V66H167ZM16 66V65H15ZM45 66V65H44ZM73 66V65H72ZM161 66V65H160ZM193 66V65H192ZM201 66H203V65H201ZM129 67V66H128ZM143 67L145 68V66L143 65ZM148 67V66H147ZM152 67V66H151ZM197 67V69L198 68H200L199 66H196ZM210 67V69H211V66H209ZM209 67H207V68H209ZM227 67V66H226ZM43 68V67H42ZM47 68V67H46ZM59 68H60V66H59ZM138 69H140L139 67H137ZM185 68V69H184ZM189 69H190V66L188 67ZM192 68V67H191ZM194 68H195V66H194ZM222 68V67H221ZM58 69V68H57ZM56 69V70H57ZM143 68H141V70H140V72L141 71H143L142 70ZM188 69V70H189ZM196 69V68H195ZM223 69V68H222ZM3 70V69H2ZM54 70V69H53ZM59 70V69H58ZM124 70V69H123ZM135 70H137V69H135ZM134 70V71H135ZM146 69H144V71H145ZM153 70V69H152ZM183 70V71H182ZM199 70V69H198ZM223 70H225V69H223ZM29 71V70H28ZM139 71V70H138ZM148 71H150L149 69H148ZM190 71H191V69H190ZM213 71H215L214 69H213ZM23 72V74H24V71H22ZM42 72V71H41ZM57 71H55V73H56ZM60 72V71H59ZM137 72V71H136ZM151 72V71H150ZM149 72V73H150ZM182 72V73H181ZM186 72H187V70H186ZM21 73V72H20ZM19 73V74H20ZM54 73V74H55ZM58 73V72H57ZM134 73V75H135V72H133ZM137 73H139V72H137ZM142 73H144V72H142ZM185 73V72H184ZM188 73V72H187ZM186 73V74H187ZM28 74V75H27ZM26 75L28 76L27 78H29L30 79V77L31 76H29L30 74H32V73H27ZM48 74V73H47ZM52 74H53V72H52ZM144 74H147V73H144ZM144 74H142V75H144ZM192 74V73H191ZM205 76H204V75ZM36 75V74H35ZM137 75V74H136ZM135 75V76H136ZM142 75H140L139 74V76H142ZM193 75V74H192ZM199 75H200V73H199ZM22 76V75H21ZM23 76H25V75H23ZM44 76V75H43ZM133 76V75H132ZM135 76H133V80H135V81H137V79H134V77ZM145 76V75H144ZM179 76V77H178ZM188 76V75H187ZM9 77V76H8ZM18 77V76H17ZM46 77V76H45ZM131 77V76H130ZM137 77H138V75H137ZM185 77V76H184ZM23 78V77H22ZM21 77H20V80L22 79ZM136 78V77H135ZM140 78V80H141V78L142 77H139ZM138 78V79H139ZM144 78V77H143ZM143 78H142V80H143ZM177 78V79H176ZM179 78V79H178ZM195 78V77H194ZM17 79H19V77L18 78H16V83L18 84V82H20V80L18 81ZM25 79H26V77H25ZM25 79H24V81H25ZM29 79H26V80H29ZM34 79V78H33ZM131 79V80H132ZM144 79H146V76H145V78ZM176 79V80H175ZM184 79V78H183ZM193 79V78H192ZM47 80V79H46ZM131 80H129V81H131ZM18 81V82H17ZM134 81V82H135ZM174 81V82H173ZM29 82H32V81H30L29 80ZM35 82V81H34ZM43 82V81H42ZM132 82V81H131ZM174 83V85H172L173 83ZM177 82V81H176ZM183 82V81H182ZM14 84V86H15V81L13 82ZM21 83L22 84H20L19 83V85H21L23 88H24V86H26V84L28 83V82H25V84H24V86H23V79H22V81H21ZM33 83V82H32ZM178 83H179V81H178ZM189 83V84H190ZM12 84V83H11ZM39 84V83H38ZM124 84V83H123ZM126 84H128V83H126ZM179 84H181V83H179ZM184 84V83H183ZM18 85V86H19ZM29 85H30V83H29ZM28 85V86H29ZM31 85H33V84H31ZM121 85V84H120ZM9 86V85H8ZM14 86H13V90H14ZM21 86H19L20 88H21ZM35 86V85H34ZM164 86V87H163ZM180 86V85H179ZM10 87H12V86H10ZM30 87H32V86H29L28 87V89L30 88ZM42 87V86H41ZM160 87V88H161ZM6 88V87H5ZM16 88V87H15ZM19 88V89H20ZM161 88V89H162ZM11 89V90H12ZM25 89V88H24ZM23 89V90H24ZM26 89H27V87H26ZM31 89V88H30ZM124 90L125 89H127V88H123ZM158 89H159V91H158ZM166 89V88H165ZM1 91V90H0ZM25 91H27V90H25ZM59 91V90H58ZM147 91V92H146ZM161 91H163V90H161ZM7 93H9V92H12V91H10L9 90V92L8 91H6ZM5 92V93H6ZM123 92L124 91H122V93H120V94H122V95H124L123 94ZM163 92H165V91H163ZM4 93V92H3ZM26 93V92H25ZM42 93V92H41ZM118 93V92H117ZM125 93V92H124ZM150 93V92H149ZM148 94V93H147ZM16 95V94H15ZM117 95V94H116ZM126 95V94H125ZM149 95V94H148ZM24 96V95H23ZM100 96V95H99ZM140 96V97H141ZM145 96H146V94H145ZM163 96V97H162ZM31 97V96H30ZM113 98H114V96H112ZM125 98H126V96H124ZM139 97V96H138ZM147 98L149 97V96H146ZM8 98V97H7ZM99 98V97H98ZM125 98H124V101H125ZM137 98V97H136ZM142 98H143V96H142ZM150 98V97H149ZM108 99V98H107ZM131 99V98H130ZM138 99V98H137ZM137 99H135V100H137ZM61 100V99H60ZM72 100V99H71ZM126 100H127V98H126ZM129 100V99H128ZM132 101H134V99L132 100ZM131 101V102H132ZM143 101V100H142ZM149 101V100H148ZM130 101H128V103H129ZM145 102V101H144ZM151 102V101H150ZM15 103V102H14ZM121 103V106H120V108H125L126 106H125V102H120ZM127 103V102H126ZM133 103V102H132ZM153 104V103H152ZM27 105V104H26ZM38 105V104H37ZM129 105V104H128ZM130 105H131V103H130ZM143 105V104H142ZM43 106V105H42ZM111 106V105H110ZM109 106V107H110ZM149 106V107H150ZM92 107V106H91ZM97 107V106H96ZM115 107H117V106H113V107H111L110 109H108L109 111H108V113L106 112L104 115V118L105 117H109V116H113L114 115V118L116 117V115H119V114H115V113H118V112H115L116 111V109H115ZM100 108V107H99ZM126 108H129L128 106L126 107ZM34 109V108H33ZM119 109V108H118ZM152 109V108H151ZM38 110V109H37ZM85 110V109H84ZM120 110H122V109H120ZM127 110V109H126ZM118 111V110H117ZM149 111V110H148ZM87 112V111H86ZM99 112V111H98ZM122 112H124V111H122ZM138 112H139V110H138ZM139 113H141V112H139ZM177 113H180L181 114V116H180V121H177L176 119V117H175V115L177 114ZM124 114H126V111H125V113ZM95 115V114H94ZM129 115V114H128ZM145 115V114H144ZM150 115H149V117H148V114H147V117L146 116H143V117H145V118H151L150 117ZM22 116V115H21ZM37 116V115H36ZM70 116V115H69ZM178 116H179V114H178ZM121 117V119L119 118V117H116V118H118V122L119 121H122V119L124 120L125 119V123L123 124V122H121L120 124H123L122 125V129L120 128V130H119V128H118V130L119 131H125V134L127 133V130H129V129H133V125H135V123H129L128 121L126 122V118H128V117H130V116H128V117H126V118H124L123 116H120ZM133 117V116H132ZM135 117V116H134ZM76 118V117H75ZM101 118H103V117H101ZM103 118V119H104ZM113 118V117H112ZM112 118H111V120H112ZM144 118V119H145ZM94 119H95V117H94ZM144 119L142 118V117H139V119H138V121L136 120V118H135V120L137 121L136 122V124H142L143 122H144ZM29 120V119H28ZM56 120V119H55ZM107 120H109V119H107ZM110 120V121H111ZM133 120V119H132ZM135 120H134V122H135ZM179 120V119H178ZM148 121V120H147ZM160 121V120H159ZM162 121V122H163ZM59 122V121H58ZM102 121H100V123H101ZM115 122H116V120H115ZM115 122L113 123V124H115ZM76 123V122H75ZM86 123V122H85ZM83 124V129L84 128H86V127H84V125L86 126V124ZM91 123V122H90ZM99 123V122H98ZM104 123V122H103ZM144 123H146V122H144ZM154 123V122H153ZM181 123H183V125L181 126V127H178V124H181ZM24 124V123H23ZM40 124V123H39ZM42 124H44V123H42ZM82 124V123H81ZM96 124V125H95ZM107 124V123H106ZM161 124V123H160ZM15 125V124H14ZM20 125V124H19ZM67 125V124H66ZM80 125V124H79ZM91 125H95V126H97V121H96V119H95V122H94V120L92 121V123H91ZM90 125V126H91ZM99 125V124H98ZM110 125V124H109ZM167 125V124H166ZM176 127H175V126ZM10 126V125H9ZM101 126V125H100ZM114 126V125H113ZM116 126V125H115ZM120 126V125H119ZM118 126V127H119ZM162 126V125H161ZM82 127L80 128V127H78V129L80 128V130L79 131H77L78 129L75 127V128H73L76 132H74V134H72L71 133V135H69V136H64L63 135V133L62 134H60V136H59V134H58V136H57V134H55V133H58V132H55L56 130H54L53 131V129L54 128H52L51 126H47V125H35L34 127H31V128H29V129H27V130H23V132H22V134L20 135L21 137H22V139L24 140V138H27L28 139V137L29 138H31L32 140H34V139H40V140H38L37 142H35V143H24L23 141H22V139L20 138V137H18V138H20L21 139V141L23 142L21 145L20 144H18V146H13L12 148H8L9 146L7 145L6 146V148H0V171H1V167H4L5 166V168H6V166H7V169H10V171L9 170H7V172H15V171H17V173H18V176H17V179H15L16 181H14L12 184H13V186L9 189V191L7 190V192L6 193H3L4 194V196L3 197H0V212H1V214H3L6 218H7V221L5 222V224H1L2 226L0 227V243L1 244H3L4 243V241H6L7 239H8V237H9V234L12 232V231H14V228L15 227H20V226H23V224H24V220H23V218L25 217H22V215L20 214V211H21V209L22 208H25V207H23V205L25 204V202H27V201H29V202H31V204H32V202L34 203V201H35V203L37 202H40L41 204H42V206H44V208H46L45 207V205H47V206H52L53 204H54V201H55V199H54V196H52L50 193H49V188H48V186L50 185H48V183L49 182H51L50 181V179H51V175H52V171H53V165L55 164V163H60V165H58L57 164V166H58V168L56 169L55 167V165H54V168L58 171L59 169H64V168H66V169H64L65 170V172L64 173H66V170L68 169V171H69V168H67V166H65V165H67V163H68V161H67V159H65L66 158V156L64 155L65 153L66 154H71V151L72 150H76V148L75 147H78L79 146V143H80V146L79 147H85V145L86 144H90V143H87L88 142V140H87V142H86V140H85V136H84V134H86V133H84V132H87V131H85V130H83L82 129ZM98 127V126H97ZM96 127V128H97ZM158 127H159V125H158ZM168 127V126H167ZM174 127V128H173ZM2 128H3V126H2ZM1 128V129H2ZM62 128V127H61ZM105 128V127H104ZM103 128V129H104ZM153 128V127H152ZM160 128V127H159ZM179 128V129H178ZM182 128V129H181ZM0 129V130H1ZM151 129V128H150ZM6 130V129H5ZM71 130V129H70ZM88 130V129H87ZM90 131H91V129H89ZM113 130H114V128H113ZM117 130V129H116ZM189 130H190V128H189ZM188 130V131H189ZM58 131V130H57ZM105 131V130H104ZM115 131V130H114ZM151 131V130H150ZM154 131V130H153ZM182 131H184V129L182 130ZM187 131V130H186ZM185 132V131H184ZM96 133V132H95ZM101 133V132H100ZM170 133H169V135H170ZM175 133H176V135H175ZM9 134V133H8ZM65 134H67V133H65ZM179 134V133H178ZM183 134V133H182ZM19 135V134H18ZM17 135V136H18ZM61 135H63V136H61ZM89 135V134H88ZM94 135V134H93ZM102 135V134H101ZM118 135V134H117ZM120 135V134H119ZM168 135V136H169ZM189 135H190V133H189ZM86 136H87V134H86ZM100 136V135H99ZM166 136V135H165ZM80 137V139H81V141L80 142H78V143H76V145L75 144H73V145H75L74 147H73V145H72V141H74V139H76V138H79ZM81 137H84L83 138V141L85 140V142H86V144H84L83 146H81V144H83V141H82V138ZM88 137V136H87ZM90 137V136H89ZM118 137V136H117ZM170 137V136H169ZM53 138H54V140H56V141H54L53 140ZM93 138V137H92ZM2 139H4V138H2ZM50 139H51V142H52V140L57 144V145H55V143L54 144H51V146L49 145L51 142H49L50 141ZM7 140V139H6ZM30 140V139H29ZM31 140V141H32ZM78 140V139H77ZM191 140H195L194 142L196 143V144H198V143H200V146H201V148L199 149V148H197L196 147V149L197 150H199V151H197L196 149V151H192V152H195L196 153V157H195V159H192V160H189V158H187V156H186V158L185 159H183L182 158V160H179L180 159V155L182 154V155H184L187 151H186V148H185V145H187V147H188V144L187 143H189ZM11 141V140H10ZM20 141V142H21ZM40 141V142H39ZM93 141H94V139H93ZM162 141V140H161ZM167 141V140H166ZM166 141H165V143H166ZM172 141V140H171ZM19 142V143H20ZM39 142V143H38ZM48 142H49V144H48ZM70 142H72V143H70ZM82 142V143H81ZM91 142V141H90ZM164 142V141H163ZM198 142V143H197ZM16 143V142H15ZM93 143V142H92ZM95 143H99V142H96L95 141ZM194 143V144H195ZM3 144V143H2ZM10 144H12L11 142H10ZM14 144V143H13ZM162 144V143H161ZM191 144V143H190ZM5 145V144H4ZM4 145H3V147H4ZM16 145V144H15ZM46 145H49V146H47L46 147ZM53 145H55V146H53ZM72 145V146H71ZM92 145H94V144H90V145H88V150L89 149H91L90 150V154L92 153V152H94L95 150H96V148H94V146H92ZM192 145H193V143H192ZM264 145V144H263ZM263 145H262V147H263ZM2 146V145H1ZM0 146V147H1ZM70 146V148L71 147H73V148H75V149H72V150H70L68 147ZM90 146H92V147H90ZM95 146H96V144H95ZM154 146V145H153ZM199 146V145H198ZM199 146V147H200ZM11 147V146H10ZM44 147H46V148H50V147H52V151L50 152V151H48L47 152V150L45 151L44 150ZM55 147V148H54ZM97 147V146H96ZM154 147H156V146H154ZM163 147H164V145H163ZM86 147H85V149H87ZM100 148V147H99ZM156 148H158V147H156ZM160 148V147H159ZM189 148V147H188ZM191 148V147H190ZM189 148V149H190ZM79 149H81V151H83L82 149L83 148H78V150ZM51 150V149H50ZM193 150V149H192ZM190 150H188V152H189ZM259 151V150H258ZM262 151V150H261ZM75 151H73V153H74ZM84 152H85V150H84ZM83 152V153H84ZM116 152V151H115ZM77 153V152H76ZM75 153V154H76ZM82 153V152H81ZM86 153V152H85ZM84 153V154H85ZM96 153V152H95ZM257 153V152H256ZM264 153V152H263ZM79 154V153H78ZM83 154V155H84ZM65 156V158H64V156ZM77 155V154H76ZM76 155H74V156H76ZM68 157H69V155H67ZM73 156V157H74ZM79 156H80V154H79ZM82 156V155H81ZM184 156V157H185ZM175 157V158H174ZM250 157V158H249ZM74 158H77V157H74ZM79 158V157H78ZM89 158V157H88ZM172 158H174V159H178L177 161V163L174 165V169L175 168H178V163L180 162V161H182L183 163H184V165H183V167L179 170V172H178V170H176V171H173V172H170L169 174L168 173H166V174H163V168H164V164L165 163H167L168 162V160L169 159H172ZM64 159L66 160V161H64ZM69 159H71V158H69ZM105 160V159H104ZM71 161H73V158H72V160ZM239 161H243L242 162V164L241 163H236L235 165H237V168H236V166H234L236 169L235 170H233V171H230V170H232V169H230V170H227V169H229L230 167L229 166H231V164H233V163H235V162H239ZM16 164H15V163ZM17 162L19 163V165L17 164ZM73 163V162H72ZM100 164V163H99ZM174 164V163H173ZM239 164H241L240 166H238ZM68 165H70V162H69V164ZM88 165V164H87ZM172 165V164H171ZM17 166H19V167H17ZM166 166V165H165ZM182 166V165H181ZM71 167V166H70ZM229 167V168H228ZM232 167H233V165H232ZM87 168V167H86ZM13 169H14V171H13ZM54 169V170H55ZM163 169V170H162ZM166 169V168H165ZM169 169V168H168ZM63 170V171H64ZM162 170V171H161ZM60 171V170H59ZM58 171V173L57 172H55V173H57V174H63V171H62V173H61V171L59 172ZM171 171V170H170ZM229 171V172H228ZM83 172V171H82ZM6 173V172H5ZM16 173V174H17ZM15 174V173H14ZM69 174V173H68ZM75 174V173H74ZM113 174H115V173H113ZM142 174V175H143ZM56 175V174H55ZM55 175H53V176H55ZM60 175V176H61ZM141 175V174H140ZM1 176V175H0ZM13 176V175H12ZM57 176H59V175H57ZM57 176L56 177H54V178H57ZM59 176V177H60ZM114 176V175H113ZM13 178V177H12ZM16 178V177H15ZM53 179V178H52ZM6 180V179H5ZM14 180V179H13ZM93 180V179H92ZM4 181V180H3ZM8 181H9V179H8ZM58 181V180H57ZM56 181V182H57ZM84 181V180H83ZM97 181V180H96ZM108 181V180H107ZM73 182H75V181H73ZM109 182V181H108ZM143 181H141V183H142ZM51 183H53V181L51 182ZM105 185L107 184L106 182L104 183ZM103 184V185H104ZM138 184V183H137ZM147 184V183H146ZM10 184H9V182H8V184H7V186H9ZM48 185V186H47ZM54 185V184H53ZM56 185V184H55ZM55 185L53 186V187H55ZM63 185V184H62ZM70 185H72L71 184V182H70ZM103 185H101V187L103 186ZM142 185V184H141ZM59 186V185H58ZM76 186V185H75ZM98 186V185H97ZM107 186H108V184H107ZM146 186V185H145ZM145 186H143V187H145ZM149 186V185H148ZM222 186V185H221ZM68 187V186H67ZM109 187V186H108ZM218 187V186H217ZM216 187V188H217ZM4 188V187H3ZM3 188H1V189H3ZM6 188V187H5ZM8 188V187H7ZM57 188V187H56ZM59 188H62L61 186H59ZM59 188H57V189H59ZM103 188H106V187H104L103 186ZM103 188H102V190H99V188H98V191H94L93 192V194H92V196H90V197H88V198H82V203H81V206H79V209H78V211H77V217H75L74 215V220L76 221V222H73L72 220H71V223H69L70 221L69 220H65L64 218H60L59 220H57V221H55V222H51L50 223V225L47 227V226H45L44 224H43V222H42V220H43V218L41 219V220H39V222H37L36 223V228H35V231L34 232H31L32 234L31 235H29V237L27 238V236H26V241L24 240L25 238L23 237V239H18L17 241H16V243L15 244H17L16 246H17V248L15 249V247H14V249H15V251H14V253L12 254V255H10V256H8L7 258H6V256L4 257V258H6L5 259V263L4 264H49L50 263V261L49 260H51V259H54V258H56V257H58L59 258V253L62 251V252H64L65 251V249H67V248H73L74 249V253H73V255H71V256H62V257H64V258H62V259H58V261L56 262V261H53V262H55V264H98L99 263V261L101 262L102 260H104V257L105 256H107L108 255V253H109V250H110V248H112L111 247V242H112V240L113 239H118V236L124 231V230H126V229H131L132 228V225L134 224L135 225V222L136 223H142L143 221L145 222L146 221V219L148 218H151L150 216L151 215H154L155 213L154 212H156L154 209H153V205H152V202H153V200H152V202L150 201V199L149 198H147L144 194L146 193V191H148L147 189H146V191L142 188V190H140V194H138L139 196V199H137V201H136V203L135 204H133V206L134 207H132V208H130L131 206L129 205V207L128 206H126V205H122L121 203H119L118 202V199L116 200L115 198H114V195H113V192H112V190L114 189H112L111 191H104L103 190ZM131 188V187H130ZM137 188H139V187H137ZM146 188V187H145ZM216 188H214V190L216 189ZM224 187H222V189H223ZM226 188V187H225ZM224 188V189H225ZM229 188V187H228ZM0 189V190H1ZM53 189V188H52ZM93 189V188H92ZM101 189V188H100ZM108 189V188H107ZM115 189H114V191H115ZM136 189V188H135ZM212 189V188H211ZM218 190H219V188H217ZM78 190V189H77ZM97 190V189H96ZM106 190V189H105ZM124 190L122 191V192H124ZM128 190H130L129 188H128ZM127 190V192H129ZM131 190H132V188H131ZM137 190V189H136ZM161 190V191H162ZM226 190V189H225ZM225 190H220V191H225ZM4 191H6V190H4ZM51 191V190H50ZM58 191V190H57ZM60 191V190H59ZM62 191V190H61ZM60 191V192H61ZM150 191V190H149ZM154 191V190H153ZM152 191V192H153ZM158 191V190H157ZM160 191V192H161ZM211 191V190H210ZM227 191V190H226ZM79 192V191H78ZM88 192V191H87ZM120 192V191H119ZM126 192V193H127ZM137 192V191H136ZM159 192V193H160ZM227 192V193H228ZM0 193H2V191L0 192ZM53 193H55V192H53ZM59 193V192H58ZM92 193V192H91ZM114 193H116V192H114ZM121 193V192H120ZM120 193H118V194H120ZM130 193H131V191H130ZM158 193V192H157ZM158 193V194H159ZM163 193V192H162ZM219 193V192H218ZM2 194V195H3ZM67 194V193H66ZM147 194V196H148V192L146 193ZM150 194H152V193H150ZM157 194V195H158ZM167 194V193H166ZM175 194V193H174ZM217 194V193H216ZM221 194V193H220ZM1 195V194H0ZM91 195V194H90ZM117 195V194H116ZM123 195H126V194H123ZM123 195H122V197H123ZM128 195H130L129 193H128ZM153 195V194H152ZM155 195V194H154ZM208 195V194H207ZM210 195V194H209ZM209 195H208V197L206 196V198H205V200H204V202L206 203V202H210L211 203V201H213V200H215L213 197V199L212 198H209ZM215 195V194H214ZM213 195V196H214ZM222 195H224L223 193H222ZM222 195H221V197H219L218 199H216V202H218L217 204H215L216 206L218 205V204H220L221 202H222ZM60 196V195H59ZM118 196H120V195H118ZM117 196V197H118ZM164 196V195H163ZM170 196V195H169ZM218 196V195H217ZM226 195H224V197H225ZM57 197V196H56ZM55 197V198H56ZM116 197V198H117ZM122 197H121V199H122ZM135 197H136V193H135ZM158 197V196H157ZM156 197V198H157ZM162 197V196H161ZM227 197V196H226ZM224 198V199H227V198ZM61 198V197H60ZM63 198V197H62ZM119 198V197H118ZM155 198V197H154ZM153 198V199H154ZM217 198V197H216ZM252 198V199H251ZM58 199H59V197H58ZM131 199V198H130ZM159 199V198H158ZM229 199V198H228ZM231 199V198H230ZM233 199H235V198H233ZM237 199V200H238ZM164 200V199H163ZM162 200V201H163ZM181 200V199H180ZM236 200V201H237ZM240 200V199H239ZM242 200H241V202H242ZM57 201V200H56ZM75 201V200H74ZM129 201V200H128ZM127 201V202H128ZM134 201V200H133ZM170 201V200H169ZM229 201V200H228ZM227 201V202H228ZM125 202V201H124ZM215 202V201H214ZM214 202H213V205H214ZM215 202V203H216ZM223 202H225V201H223ZM227 202H226V204H227ZM233 202V201H232ZM240 202V203H241ZM248 202H250L249 200H248ZM28 203V202H27ZM56 203V202H55ZM75 203V202H74ZM79 203V204H80ZM154 203H155V201H154ZM165 203H166V201H165ZM189 202H188V200H187V204H188ZM236 203V202H235ZM31 204H29V205H31ZM130 204V203H129ZM163 204V203H162ZM222 204V203H221ZM233 204V203H232ZM238 204V203H237ZM237 204H236V206H237ZM27 205V204H26ZM25 205V206H26ZM40 205V204H39ZM73 204H71V206H72ZM170 205V204H169ZM212 205V204H211ZM215 205H214V210H211L210 211V214H209V216H207V213H206V216H207V218L209 217V219H210V217L211 216H213V214H216V212L218 211L217 209H219L220 208V206H222V205H218L217 206V208H215ZM235 205V204H234ZM233 205V206H234ZM247 205V204H246ZM34 206V205H33ZM36 206H37V204H36ZM55 206V205H54ZM57 206V205H56ZM59 206V205H58ZM70 206V207H71ZM73 206H76V205H73ZM72 206V207H73ZM126 206V207H125ZM155 206V205H154ZM160 206V205H159ZM188 206V205H187ZM200 206V205H199ZM198 206V207H199ZM225 206V205H224ZM232 206V205H231ZM32 207V205L30 206V208ZM40 207H41V205H40ZM67 207V206H66ZM156 207H158L157 205H156ZM213 207V206H212ZM226 207V206H225ZM227 207H229V206H227ZM60 208V207H59ZM76 208V207H75ZM75 208L73 207V209L75 210ZM130 208V209H129ZM164 208V207H163ZM209 208V207H208ZM235 208V207H234ZM26 209H28V208H26ZM32 209V212H33V207L31 208ZM47 209V208H46ZM53 209H55V208H52V209H49V210H52L53 211ZM56 209H57V207H56ZM72 209V208H71ZM129 211V210H131V211H127V210ZM161 209V208H160ZM212 209V208H211ZM223 209V208H222ZM236 209H237V207H236ZM239 209V210H240ZM25 210V209H24ZM206 210V209H205ZM220 210H221V208H220ZM229 210V209H228ZM37 211V210H36ZM41 211V210H40ZM63 211V210H62ZM76 211V210H75ZM235 211H237V210H235ZM255 211H256V213H255ZM264 211V210H263ZM144 212H146L145 214H143ZM204 212V211H203ZM224 212V211H223ZM231 212V211H230ZM261 212V211H260ZM41 213V212H40ZM142 213V214H141ZM154 213V214H153ZM166 213V212H165ZM173 213V212H172ZM188 213V212H187ZM209 213V212H208ZM222 213V212H221ZM233 213H234V211H233ZM262 213H264V212H262ZM131 214H134V215H136L135 217H136V220L134 221L133 219H131V222H132V220H133V224L130 222V215ZM141 214V215H140ZM158 214V213H157ZM228 214V213H227ZM24 215H26V214H24ZM156 215V214H155ZM172 215V214H171ZM191 215H193V214H191ZM219 215V214H218ZM229 215V214H228ZM233 215V214H232ZM235 215V216H236ZM252 215H254V216H252ZM258 215V214H257ZM259 215H260V213H259ZM262 215V214H261ZM264 215V214H263ZM159 216V215H158ZM164 216V215H163ZM195 216V215H194ZM204 216V215H203ZM206 216H204L205 218L202 220V222H204V224H205V219H206ZM71 217V216H70ZM219 217V216H218ZM221 217V216H220ZM233 217V216H232ZM250 217V220H252V218ZM257 217V216H256ZM258 217H260V216H258ZM161 218V217H160ZM169 218V217H168ZM175 218V217H174ZM229 218V217H228ZM234 218V217H233ZM71 219V218H70ZM189 219V218H188ZM211 219H212V217H211ZM215 219V218H214ZM213 219V220H214ZM235 219V220H236ZM168 220V219H167ZM176 220V219H175ZM207 220V219H206ZM212 220V221H213ZM257 220V219H256ZM27 221H28V219H27ZM77 221H79L78 223H77ZM162 221V220H161ZM166 221V220H165ZM208 221V220H207ZM222 221V220H221ZM224 221V220H223ZM226 221H232V226H233V223H234V220H232L231 219V217H230V219L229 220H227L226 219ZM226 221H224V223L226 222ZM237 221V220H236ZM238 221H237V223H238ZM259 221V220H258ZM29 222V221H28ZM143 222V223H144ZM149 222H150V219H149ZM156 222H157V220H156ZM160 222V221H159ZM201 222V223H202ZM209 222H211V221H209ZM209 222L207 223V224H209ZM30 223V222H29ZM139 223V224H140ZM142 223V224H143ZM146 223H147V221H146ZM153 223H154V221H153ZM152 222L150 223L151 225L153 224ZM170 223V222H169ZM223 223V224H224ZM236 223V222H235ZM234 223V225H236ZM255 223V222H254ZM46 224V223H45ZM78 224H80V225H82V226H84L83 227V229H82V231H79V230H77L78 228H76L77 226H78ZM161 224V223H160ZM163 224H165V223H163ZM206 224V225H207ZM214 224V223H213ZM216 224V223H215ZM222 224V225H223ZM228 223H226V225H227ZM240 224V223H239ZM257 224V223H256ZM138 225V224H137ZM146 225V224H145ZM151 225H150V227H147V226H145V227H147L148 229H153L154 227H152L151 228ZM154 225L156 226V225H159V223L157 224H155L154 223ZM189 225V224H188ZM231 224H229V226H230ZM24 226H26V225H24ZM23 226V227H24ZM67 226H68V228H67ZM141 226V225H140ZM148 226H149V224H148ZM162 226V225H161ZM166 226V225H165ZM228 226V227H229ZM236 226H240V225H236ZM258 226V225H257ZM264 226V225H263ZM28 227V226H27ZM79 227V226H78ZM131 227V228H130ZM163 227H164V225H163ZM167 228L169 227V226H166ZM175 227V226H174ZM208 227V226H207ZM223 227V226H222ZM224 227H226V226H224ZM223 227V228H224ZM238 227H237V229H238ZM260 227V226H259ZM134 228V227H133ZM140 228V227H139ZM156 228V227H155ZM167 228L165 229V227H164V229L167 231ZM222 228V229H223ZM251 228V227H250ZM144 229V228H143ZM159 229H163L162 227H160ZM221 229V228H220ZM227 231H229V229L228 228H225ZM230 229H231V226H230ZM233 230L235 229V226L232 228ZM231 229V230H232ZM241 229V228H240ZM24 230V229H23ZM169 230V229H168ZM217 230V229H216ZM239 230V229H238ZM241 230H243V228L241 229ZM251 230V229H250ZM249 230V231H250ZM134 231V230H133ZM156 231V230H155ZM155 231H154V233H155ZM223 231V230H222ZM225 231V230H224ZM237 231V230H236ZM254 231H256L255 229H254ZM262 231V230H261ZM16 232H17V230H16ZM156 232H161L160 230L159 231H156ZM163 232V231H162ZM161 232V233H162ZM232 232V231H231ZM252 232V231H251ZM250 232V233H251ZM259 232V231H258ZM257 232V233H258ZM263 232V231H262ZM164 234H165V231L163 232ZM162 233V234H163ZM168 233V232H167ZM166 233V234H167ZM207 233V232H206ZM233 233V232H232ZM234 233H235V230H234ZM248 232H246L245 233V236H246V234H247ZM249 233V235H251ZM253 233V232H252ZM264 233V232H263ZM125 234V233H124ZM129 234V233H128ZM140 234H141V232H140ZM144 234V233H143ZM148 234V233H147ZM150 234H153V233H151V231H150ZM150 234H148V235H150ZM160 234V233H159ZM161 234V235H162ZM223 234V233H222ZM230 234V233H229ZM130 235H131V232H130ZM154 236H150L149 238L147 237H145V239L142 237V235H140L144 240H142L141 238H139V236L137 237H134L133 235H131V236H133V237H129V239H127L126 240V242H125V248L126 249H129V250H131V251H133V252H135L134 250H136V249H139L140 247H144L143 245H147V242H149V241H152V240H154L155 238L154 237H156L157 235H156V233L155 234H153ZM161 235H158V236H161ZM220 235H221V233H220ZM219 235V236H220ZM235 235H237V234H235ZM234 235V236H235ZM253 235V234H252ZM259 235V234H258ZM257 235V236H258ZM261 235H262V233H261ZM20 236V235H19ZM147 236V235H146ZM163 236H165V235H163ZM170 236V235H169ZM192 236H193V234H192ZM213 236V235H212ZM224 236V235H223ZM222 236V237H223ZM229 236V235H228ZM238 236L239 237H237V239L238 238H240V234L238 233ZM244 236V237H245ZM248 236V235H247ZM254 236V235H253ZM162 237V236H161ZM233 237V236H232ZM256 237V236H255ZM154 238V239H153ZM157 238V237H156ZM165 238V237H164ZM248 238V237H247ZM246 237H245V239H247ZM249 238H251V237H249ZM261 238H262V236H261ZM10 239V238H9ZM224 239H225V237H224ZM234 239H236V238H234ZM243 239V238H242ZM254 239H256V238H254ZM140 240H142V241H140ZM162 240V239H161ZM167 240V239H166ZM199 240V239H198ZM214 240V239H213ZM212 240V241H213ZM218 240H220V239H218ZM226 240V239H225ZM224 240V241H225ZM252 240H253V238H252ZM251 239H250V241H252ZM260 240V239H259ZM9 241V240H8ZM20 241H22V243L20 242ZM118 241V240H117ZM156 241V240H155ZM184 241V240H183ZM216 241V240H215ZM222 241V240H221ZM231 241V240H230ZM238 241V240H237ZM241 241V240H240ZM247 241H249L248 239H247ZM246 240L245 241H243L244 243H250V242H247ZM115 242H116V240H115ZM172 242V241H171ZM239 242V241H238ZM242 242V241H241ZM240 242V243H241ZM151 243V242H150ZM244 243H242L243 245H244ZM261 243H263L262 242V240H261ZM149 244V243H148ZM221 244H223V242L221 243ZM235 244V243H234ZM241 244V245H242ZM11 245H12V243H11ZM14 245V244H13ZM117 245V244H116ZM217 245V244H216ZM246 245V244H245ZM248 245V247H249V245H250V247H251V245L252 244H247ZM253 245H255V243H253ZM260 245V244H259ZM1 247L2 246H4V245H0ZM113 246V245H112ZM148 246V245H147ZM150 246H152V245H150ZM213 246V245H212ZM222 246V245H221ZM224 246H225V244H224ZM228 246H230V245H228ZM231 246H233V245H231ZM0 247V248H1ZM116 247V246H115ZM146 247V246H145ZM205 247V246H204ZM241 247V246H240ZM262 247V246H261ZM116 248H118V247H116ZM149 248V247H148ZM152 248V247H151ZM176 248V247H175ZM209 248H211V246L209 247ZM213 248H215L214 246H213ZM245 248V247H244ZM243 248V249H244ZM63 249H64V251H63ZM118 249H121L120 248V245H119V248ZM140 249H142V248H140ZM139 249V250H140ZM145 249V248H144ZM143 249V251L145 252V250ZM147 249V248H146ZM204 249V248H203ZM206 249V248H205ZM204 249V250H205ZM208 249V248H207ZM212 249V248H211ZM218 249V248H217ZM235 249H236V246H235ZM237 249H238V246H237ZM245 249H247V248H245ZM2 249H0V251H1ZM3 250H5V249H3ZM117 249H115V251H116ZM175 250V249H174ZM210 250V249H209ZM216 250V249H215ZM214 249H213V251H212V253L215 251ZM229 250H231V249H229ZM240 250H241V248H240ZM114 251V250H113ZM112 251V252H113ZM118 251V250H117ZM122 251V250H121ZM131 251H129L130 253H131ZM151 251V250H150ZM169 251V250H168ZM226 251V250H225ZM234 251L235 250H233V253H234ZM239 251V250H238ZM243 251V250H242ZM7 252V251H6ZM111 252V251H110ZM129 252H127V253H129ZM132 252V253H133ZM136 252H137V250H136ZM178 252V251H177ZM202 253H203V251H201ZM208 251L206 250V253H207ZM217 252V251H216ZM219 253H220V251H218ZM228 252V251H227ZM236 252H237V250H236ZM244 252H245V250H244ZM1 253V252H0ZM9 253V252H8ZM118 253V252H117ZM121 253V252H120ZM123 253V252H122ZM138 253V252H137ZM158 253V252H157ZM205 253V252H204ZM203 253V254H204ZM205 253V254H206ZM209 254H211L210 252H208ZM207 253V254H208ZM215 253V252H214ZM229 253V252H228ZM241 253V252H240ZM243 253V252H242ZM63 254V253H62ZM113 254V253H112ZM124 254V253H123ZM139 254V253H138ZM137 254V255H138ZM142 254H143V252H142ZM183 254V253H182ZM220 254H222V253H220ZM9 255V254H8ZM114 255V254H113ZM121 255V254H120ZM119 255V256H120ZM176 255H177V253H176ZM214 256H215V254H213ZM225 255V254H224ZM226 255H228V254H226ZM225 255V256H226ZM230 255H232L231 253H230ZM236 255V254H235ZM112 256V255H111ZM133 256V255H132ZM139 256V255H138ZM203 256H206L207 257V255H203ZM214 256H211L210 258H208L209 260L210 259H212L213 260V258H214ZM60 257H61V255H60ZM128 257V256H127ZM134 257V256H133ZM133 257H131V258H133ZM140 257V256H139ZM144 257V256H143ZM164 257V256H163ZM216 257V256H215ZM4 258H2V261H4ZM80 258H82V259H80ZM105 258H107V257H105ZM112 258V257H111ZM111 258H107V259H111ZM167 258V257H166ZM236 258V257H235ZM57 259V258H56ZM185 259V258H184ZM189 259V258H188ZM232 259V258H231ZM200 260H202V259H200ZM212 260H211V263H212ZM172 261V260H171ZM182 261H184V260H182ZM195 261V260H194ZM208 261V260H207ZM215 261V260H214ZM51 262H52V260H51ZM123 262V261H122ZM122 262H118L117 264H129V263H122ZM128 262H130V261H128ZM192 262V261H191ZM204 262V261H203ZM102 263V262H101ZM104 263V262H103ZM182 263V262H181ZM184 263V262H183ZM194 263V262H193ZM210 263V264H211ZM262 263H264V262H262ZM52 264V263H51ZM109 264V263H108ZM111 264H114V263H112L111 262ZM135 264V263H134ZM176 264V263H175ZM213 264V263H212ZM234 264V263H233Z\"/></svg>",
  "mask_w": 264,
  "mask_h": 264
}]
</instances>
